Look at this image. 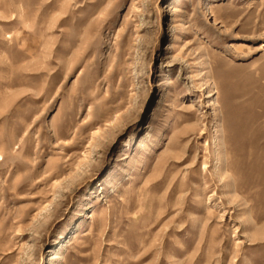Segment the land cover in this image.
<instances>
[{"label":"rangeland","instance_id":"374dc122","mask_svg":"<svg viewBox=\"0 0 264 264\" xmlns=\"http://www.w3.org/2000/svg\"><path fill=\"white\" fill-rule=\"evenodd\" d=\"M0 264H264V0H0Z\"/></svg>","mask_w":264,"mask_h":264},{"label":"bare ground","instance_id":"6f19581e","mask_svg":"<svg viewBox=\"0 0 264 264\" xmlns=\"http://www.w3.org/2000/svg\"><path fill=\"white\" fill-rule=\"evenodd\" d=\"M93 216V215H92Z\"/></svg>","mask_w":264,"mask_h":264}]
</instances>
